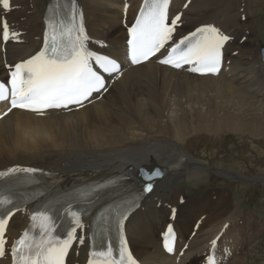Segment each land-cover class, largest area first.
Listing matches in <instances>:
<instances>
[{
  "label": "bare ground",
  "instance_id": "bare-ground-1",
  "mask_svg": "<svg viewBox=\"0 0 264 264\" xmlns=\"http://www.w3.org/2000/svg\"><path fill=\"white\" fill-rule=\"evenodd\" d=\"M49 1L11 0L16 9L7 18L20 39L16 44L7 43L4 54L0 51V76L6 74L5 64L13 65L29 58L40 46L42 17ZM139 1H127L131 5L129 21ZM184 1L172 0L173 14ZM79 4L85 10L86 29L93 43L112 57L121 58L126 38L121 25L125 11L122 0H79ZM261 7L264 0H190L181 13L178 38L210 23L232 37L225 50L227 69L221 70L217 77L175 72L149 61L122 70L101 99L78 110L49 111L43 117L13 111L0 120V171L11 167L35 168L39 170L35 174L47 176L48 187L55 188L71 183L94 184L110 176H124L133 184L140 170L158 168L163 180L153 182L152 193L126 222L125 234L133 255L143 264H206V258L213 254L219 259L216 264L225 261L246 264L241 259L245 242L241 236L250 229L251 241L258 237V231L252 229L255 224L246 218L247 222L238 228V222H234L238 219L237 211L228 202L227 193L216 194L215 199L211 193L183 199L178 183L181 179H201L205 169H211L186 150V143L194 137L264 138V64L255 47L251 21ZM100 41L103 46H98ZM21 118L36 125L41 135L51 132L54 143H41L36 151L13 152L15 124ZM251 142L262 156L264 152ZM212 170L237 178L225 170ZM7 182L6 177L0 178V187L5 190L0 192V198L15 194ZM133 187L138 188L137 184ZM45 202L51 207L56 198ZM33 214L32 208L25 207L10 220L6 248L22 236ZM172 217L177 232L175 244L184 251L179 258L166 257L159 247ZM82 225L77 230L78 238L83 239L78 244V259L71 255L69 264H83L87 255L88 227ZM227 245L231 251L240 247L239 252L234 250V258L226 257ZM0 264H11V257L1 258Z\"/></svg>",
  "mask_w": 264,
  "mask_h": 264
},
{
  "label": "snow or ice",
  "instance_id": "snow-or-ice-1",
  "mask_svg": "<svg viewBox=\"0 0 264 264\" xmlns=\"http://www.w3.org/2000/svg\"><path fill=\"white\" fill-rule=\"evenodd\" d=\"M170 3L171 0H144L134 24L128 28L131 64L148 61L163 50L165 54L158 58L161 65L172 68L188 65V70L194 73L218 74L223 63L222 49L231 38L215 26L205 25L174 39L181 24V14L170 17ZM0 6L7 10L9 0H0ZM59 15L56 13L47 25L51 31L45 33L42 49L26 61L11 66L9 79L0 82V102H8L6 110L0 113V120L8 117L14 109L33 113L37 117H43L50 109L72 111V105L78 110L85 107V102L90 104L99 100L108 91L105 74L117 79L122 73L121 65L114 59L87 47L89 37L75 0H71L70 10L56 23ZM10 38L18 39V34L10 31L6 19H0V40L8 41ZM97 44L103 46L102 41ZM94 65L98 70H94ZM94 93L98 95L94 96ZM38 171L31 167H11L0 171V178L16 173L33 175ZM151 190V185H146L145 191ZM16 207L11 198H0V258L10 256L11 264H65V256L73 241L83 242L82 237L76 235L77 229L83 227L78 214L71 213L73 226L58 238L54 235L56 224L53 218L47 213H40L31 215L29 228L10 248H6L8 241L5 233L14 215L12 209ZM126 219V212L119 214L117 225L121 231L118 250L114 251L112 246L101 247L92 252L88 264H137L123 236ZM174 241L173 229L169 225L163 238L164 250L173 253ZM215 244L216 241H212L213 249ZM180 255H184L183 250ZM206 264H216L214 256H208Z\"/></svg>",
  "mask_w": 264,
  "mask_h": 264
},
{
  "label": "rangeland",
  "instance_id": "rangeland-1",
  "mask_svg": "<svg viewBox=\"0 0 264 264\" xmlns=\"http://www.w3.org/2000/svg\"><path fill=\"white\" fill-rule=\"evenodd\" d=\"M251 21H253L254 43L257 45H255V47L261 49L262 46H264V7H261V10L257 12L256 17ZM251 140H253V143L264 152V138L253 139L252 137H237L232 135L218 138L204 135L189 140L185 145L186 150L189 154L195 156L204 163L206 167L209 166V168L212 169L218 168L222 171L225 170L231 173L232 176H236L237 178L242 177L244 179H231L229 176L219 175V172H213L214 170L205 169V175L201 179L196 177L195 180L181 179L178 183V190L181 189L180 191H182L184 198H196V196L201 193H206L207 195L211 193L213 199H215L216 194L222 192L227 193L228 202L237 211L236 216H238L239 221L237 219L234 222H238V225L235 223L238 228L239 225L241 226V224L247 222V218L248 221L255 224L252 229H256L259 233L257 234L258 237H254V240L251 241L250 234L252 230L249 229V236L247 238H249L251 242H248L249 245L246 246L241 259L246 264H263L264 154L260 156L257 153V149H255ZM245 179H258L259 181L248 184L244 181ZM224 248L226 250V257H229V255H227V251H229L232 258H234V250H237V252L240 250L239 247L231 251L229 245ZM224 264H227L226 261Z\"/></svg>",
  "mask_w": 264,
  "mask_h": 264
},
{
  "label": "clouds",
  "instance_id": "clouds-1",
  "mask_svg": "<svg viewBox=\"0 0 264 264\" xmlns=\"http://www.w3.org/2000/svg\"><path fill=\"white\" fill-rule=\"evenodd\" d=\"M36 129L37 126L30 125L26 118L17 120L12 151H36L41 146V143H54L55 137L51 132H44L41 135Z\"/></svg>",
  "mask_w": 264,
  "mask_h": 264
},
{
  "label": "water",
  "instance_id": "water-1",
  "mask_svg": "<svg viewBox=\"0 0 264 264\" xmlns=\"http://www.w3.org/2000/svg\"><path fill=\"white\" fill-rule=\"evenodd\" d=\"M261 53H262V56L264 57V48L262 49ZM157 172L159 173L158 175L156 174ZM141 175L143 176V174H141ZM143 177H145V176H143ZM143 177H142L143 182H149L152 180H161L163 175L157 169L154 168L149 173V175H148L149 178L148 177L143 178Z\"/></svg>",
  "mask_w": 264,
  "mask_h": 264
}]
</instances>
